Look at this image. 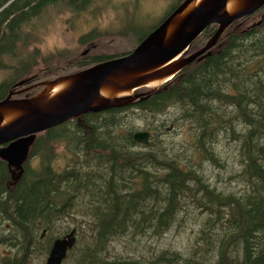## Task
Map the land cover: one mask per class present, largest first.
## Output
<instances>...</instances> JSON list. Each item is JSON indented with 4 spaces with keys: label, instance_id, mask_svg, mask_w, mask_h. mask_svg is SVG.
Masks as SVG:
<instances>
[{
    "label": "trees",
    "instance_id": "16d2710c",
    "mask_svg": "<svg viewBox=\"0 0 264 264\" xmlns=\"http://www.w3.org/2000/svg\"><path fill=\"white\" fill-rule=\"evenodd\" d=\"M93 1L0 0V71L9 70L0 82V100L24 77L36 83L129 53L182 2L175 0L149 29L122 18L119 34L127 47L120 51L73 61L64 55L56 67L33 73L38 48L29 49L28 42L34 19L44 20L51 9L79 14ZM216 27H207L189 52L204 45ZM97 37L90 31L79 41ZM139 91L144 94L118 107L36 134L19 176L12 178L0 160V264H27L32 255L46 254L52 240L70 230L56 228L58 219L71 214H79L76 241L62 264H264V5L234 21L208 55L158 88ZM129 107L151 132L146 145L134 142L133 124L123 125L126 116L119 115ZM169 126L185 128L188 142L159 138ZM222 140L236 151L240 170L230 178L241 183L237 191L222 192L199 171L202 161L223 166L216 155ZM58 144L66 149L64 164L57 160ZM189 146L190 156L179 157ZM187 201L205 217L186 253L160 249L149 259L111 254L112 242L124 236L162 235Z\"/></svg>",
    "mask_w": 264,
    "mask_h": 264
},
{
    "label": "water",
    "instance_id": "95a60500",
    "mask_svg": "<svg viewBox=\"0 0 264 264\" xmlns=\"http://www.w3.org/2000/svg\"><path fill=\"white\" fill-rule=\"evenodd\" d=\"M192 1L184 0L126 55L41 82L39 84L44 85V89L30 97L11 96L34 86L11 91L0 100V158L8 163L9 168H17L20 174L36 132L87 112L117 107L138 96L134 93L117 95L118 93L132 92L149 85L154 79H170L194 59L208 55V50L232 22L252 14L264 4V0H238L236 9L228 12V0H201L185 11ZM212 23L218 27L205 44L193 53L182 56L192 41ZM25 82L26 80H21L16 85L21 86ZM60 82L65 83V87L50 95L48 89ZM102 90L108 91L110 95H102ZM6 115L11 117L4 123ZM148 137V132L137 131L133 140L147 143ZM74 242L75 229L64 237L55 239L45 264H61Z\"/></svg>",
    "mask_w": 264,
    "mask_h": 264
},
{
    "label": "rangeland",
    "instance_id": "374dc122",
    "mask_svg": "<svg viewBox=\"0 0 264 264\" xmlns=\"http://www.w3.org/2000/svg\"><path fill=\"white\" fill-rule=\"evenodd\" d=\"M174 1L175 0H94L86 11L74 15L69 12H55L51 9L45 13L47 16L44 20H42V17H37L34 19V24L32 25L34 26V30L30 38V41H32L28 42V48H38L35 52L36 58L38 59L37 63L33 66L32 72L34 71L33 73H35L46 68L56 67L60 62L64 61L62 60L59 62L57 59H62L64 55L68 56L66 60L73 61V59L80 56L85 49H88V52L81 57L120 51L127 47L126 39L123 36H119V32L123 25L122 18L132 20L134 24L141 26L143 29H149L158 22L162 14ZM251 19H254V21H250V24L256 21L254 17L249 20ZM132 26L133 27L130 28H134L135 25L132 24ZM89 31L98 33L97 39L85 44L79 43L78 38ZM35 35L38 37L33 39ZM8 64H13V62L10 61ZM8 72V69L0 71V82L7 78ZM41 75L42 74L38 77L40 78ZM47 78L48 77L45 79ZM157 85L159 84L155 86ZM57 86L58 85L53 87V92H58ZM121 93L131 92L125 91ZM122 114L126 116V123H123L124 127H129L128 125L133 124L136 130L144 129V120L138 118V115L132 112L130 107L125 110V113L121 112L119 116L121 117ZM162 118H165V116H159L157 119ZM182 130L169 126L166 127L164 132L159 131L158 137L164 138L163 140L165 143L183 140V144H186L188 142V136L185 135V139H183V133L186 134V129L183 128ZM173 146L177 147V145ZM228 146L229 145L222 140L218 152L216 153L224 162L223 166H214L206 161H202L199 165V171L202 172L212 186H216V188L222 190V192L237 191L241 188V183L230 178L231 175L240 170V166L234 156L236 155V151L234 149L230 150ZM189 148L190 146L184 153L179 155V157H189ZM56 149L59 153V155L57 153V160H59L61 164H64L68 160L66 159L67 153L63 155L66 151L64 145L58 144ZM200 157L201 155H193L195 162H199ZM34 162L35 159H31V164H34ZM188 202L189 201L186 203V207H188L185 210H181L179 213L178 220L162 235L157 237L124 236L112 242V246H110L111 254L149 259L156 255L159 249L165 250L169 248L186 253L194 244L198 230L205 217L204 213L188 205ZM78 215L71 214V217H62L58 219L55 227L59 229H63V227L66 226H69L70 229L75 228L79 222ZM181 218L184 219L181 220ZM178 223H180V225H178ZM3 247L4 246H0L1 252L4 251ZM25 247H27V245L24 246V250L26 249ZM45 258L46 254H34L27 264H44Z\"/></svg>",
    "mask_w": 264,
    "mask_h": 264
},
{
    "label": "bare ground",
    "instance_id": "6f19581e",
    "mask_svg": "<svg viewBox=\"0 0 264 264\" xmlns=\"http://www.w3.org/2000/svg\"><path fill=\"white\" fill-rule=\"evenodd\" d=\"M199 1H201V0H193L190 4H189V6L187 7V9L185 10V11H187V10H189L190 8H192L193 6H195V5H197L198 3H199ZM237 5H238V0H228L227 1V4H226V10L228 11V12H232L234 9H236V7H237ZM234 47V46H233ZM232 47V48H233ZM34 72V71H33ZM36 73V72H35ZM167 78H163V79H154V80H151L150 82H149V85H154V87H155V85L156 84H160L162 81H164V80H166ZM36 81V80H35ZM56 85H58L57 86V89H58V92L59 91H61L64 87H65V83H63V82H60V83H57V84H55V85H53L50 89H48V93L50 94V95H54V94H56V93H58V92H53L54 91V88L53 87H55ZM126 92H130V91H126ZM123 94H127V93H118L117 95H123ZM102 95H104V96H109L110 94H109V92L108 91H105V90H102ZM172 102V101H171ZM150 104V103H149ZM157 116V115H156ZM258 116V115H257ZM10 115H6V117L4 118V123L5 122H7V121H9L10 120ZM126 118V117H125ZM127 121V120H126ZM257 121H258V119H257ZM155 123V122H154ZM258 124V123H257ZM255 127V126H254ZM261 128H262V126H261ZM256 135V134H255ZM245 139V138H244ZM149 143V142H148ZM252 149V148H251ZM255 151V150H254ZM261 152H263V151H261ZM94 157H96V156H94ZM95 159V158H94ZM256 163V162H255ZM129 181V180H128ZM190 181V180H189ZM8 185V184H7ZM157 185V184H156ZM198 186V185H197ZM141 188V187H140ZM5 189V188H4ZM10 190V189H9ZM194 190V189H193ZM139 193V192H138ZM193 193V192H192ZM134 194V193H133ZM136 195V194H135ZM137 197V196H136ZM144 199H145V197H144ZM135 200V199H134ZM176 203V202H175ZM18 204V203H17ZM177 205V204H176ZM182 205V204H181ZM184 208V207H183ZM168 209V208H167ZM204 209V208H203ZM170 211V210H169ZM162 212V211H161ZM149 213V212H148ZM164 213V212H163ZM166 214V213H165ZM71 217V216H70ZM155 218V217H154ZM167 218H168V216H167ZM131 221V220H130ZM172 221V220H171ZM185 221V220H184ZM159 222H161V221H159ZM167 222V221H166ZM1 226V225H0ZM72 229V228H71ZM24 233V232H23ZM44 233V232H43ZM24 235V234H23ZM22 236V235H21ZM28 236V235H27ZM20 240H22V238L20 239ZM19 240V241H20ZM24 244H25V242H24ZM30 244V243H29ZM32 244V243H31ZM37 244V243H36ZM8 245V244H7ZM28 245V244H27ZM12 246H14V245H12ZM28 247H30V246H28ZM22 248V247H21ZM156 250V249H155ZM158 250V249H157ZM160 250V249H159ZM171 251V250H170ZM135 252V251H134ZM156 254V253H155ZM138 257V256H137ZM27 259V258H26ZM3 260V259H2ZM142 262V261H141ZM27 263V262H26ZM13 264V263H12Z\"/></svg>",
    "mask_w": 264,
    "mask_h": 264
},
{
    "label": "flooded vegetation",
    "instance_id": "af4514ba",
    "mask_svg": "<svg viewBox=\"0 0 264 264\" xmlns=\"http://www.w3.org/2000/svg\"><path fill=\"white\" fill-rule=\"evenodd\" d=\"M42 236H43V234H41V237H40L41 240H42V238H43Z\"/></svg>",
    "mask_w": 264,
    "mask_h": 264
}]
</instances>
